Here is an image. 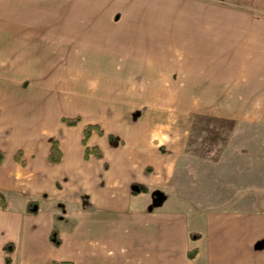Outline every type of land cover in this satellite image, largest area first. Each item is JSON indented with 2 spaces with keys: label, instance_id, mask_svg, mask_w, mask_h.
I'll return each mask as SVG.
<instances>
[{
  "label": "crops",
  "instance_id": "crops-1",
  "mask_svg": "<svg viewBox=\"0 0 264 264\" xmlns=\"http://www.w3.org/2000/svg\"><path fill=\"white\" fill-rule=\"evenodd\" d=\"M5 58L34 80L30 98L13 99L23 102L19 124L26 106L36 112L28 130L19 134L10 122L0 135L8 200L0 208V264L7 242L15 243L12 264H264V212L193 203L174 187L166 144H175L164 130L107 133L117 117L100 108L136 103V91L221 89L228 74L249 75L264 90V0H0V73ZM94 74L104 79L98 89L89 85ZM75 116L77 125L62 121ZM89 124L104 131L87 144L102 158H85ZM52 136L58 163L49 160ZM148 164L163 177L147 174ZM134 184L148 190L135 194ZM154 191L163 194L160 204ZM32 200L36 214L27 212Z\"/></svg>",
  "mask_w": 264,
  "mask_h": 264
},
{
  "label": "rangeland",
  "instance_id": "rangeland-1",
  "mask_svg": "<svg viewBox=\"0 0 264 264\" xmlns=\"http://www.w3.org/2000/svg\"><path fill=\"white\" fill-rule=\"evenodd\" d=\"M3 60L0 135L6 132L10 122L16 123V132L20 134L23 125L26 124L25 130L29 129L36 111L30 112L33 106H26L27 112L20 114L25 119L19 124L16 111L17 106L22 109L23 102H12L13 99L17 102L16 99L30 98L34 80L14 72L11 59ZM47 67L40 68L43 71ZM52 72L44 75H54ZM248 76L224 75L226 81L218 85L221 89L136 91L139 93L136 103L126 104L130 100L123 99L125 104L100 107L109 108L117 117L114 124L107 126V133L126 134L131 129L164 130L168 141L171 139L175 144L174 149L168 146L169 142L166 146L171 153L168 157L175 165L173 182L178 192L204 207L226 206L264 212V90L254 88L258 85L251 84ZM88 80L89 85L97 89L104 81L99 74L89 75ZM141 93L146 94L147 104H143L144 94ZM125 144L124 138L119 140L118 145ZM145 168L147 174L163 177L152 164ZM58 186L63 188L64 184L59 182ZM192 221L198 227L204 223L198 215Z\"/></svg>",
  "mask_w": 264,
  "mask_h": 264
},
{
  "label": "trees",
  "instance_id": "trees-1",
  "mask_svg": "<svg viewBox=\"0 0 264 264\" xmlns=\"http://www.w3.org/2000/svg\"><path fill=\"white\" fill-rule=\"evenodd\" d=\"M62 121L69 126H74V125H77L81 121V116L63 117ZM94 131H97L99 134L104 133L103 129L98 124H89L85 127L82 142L86 146V148H85V158L86 159H89L91 156H96L98 158H102L104 155L100 148L90 147L87 145L88 139L90 138L91 134ZM109 138L111 141H117L118 140L114 134H109ZM50 143H51V147H50L49 160L52 163H58V162H60V160L62 158V151L60 149L59 141L57 138L52 137L50 139ZM4 157H5V152L3 150H0V162H2ZM16 159L18 161H20L21 163H23L24 165L26 164L25 159H23V151L22 150H19L17 152ZM147 190L148 189L146 187H142L139 184H134L132 186V192L135 194H138L140 192H144ZM153 196H154V203L155 204H160V202H162V200L164 199L163 194L160 191H154ZM7 207H8V200L6 198V195L2 191H0V208L6 209ZM38 210H39V205H38L37 201L32 200L28 203V205H27V212L28 213L36 214L38 212ZM191 236L194 238H198V237H200V233H192ZM50 239L54 243V245H56L57 247L61 246L62 239H60L59 231L57 229L52 230V232L50 234ZM14 249H15V243L14 242H7L4 245V250L6 252V255H5V263L6 264H12V261H13L12 254L14 252ZM195 254H196V250L193 251V253H190V256L194 257ZM55 263L56 264H74L70 261H60V262L56 261Z\"/></svg>",
  "mask_w": 264,
  "mask_h": 264
},
{
  "label": "water",
  "instance_id": "water-1",
  "mask_svg": "<svg viewBox=\"0 0 264 264\" xmlns=\"http://www.w3.org/2000/svg\"><path fill=\"white\" fill-rule=\"evenodd\" d=\"M262 246H263V243H262V242H258V243H257V247H258V248H260V247H262Z\"/></svg>",
  "mask_w": 264,
  "mask_h": 264
}]
</instances>
